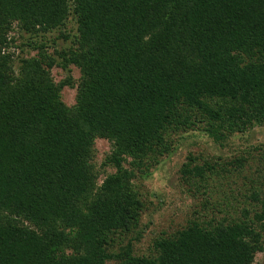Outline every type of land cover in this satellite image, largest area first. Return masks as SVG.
Masks as SVG:
<instances>
[{
  "label": "trees",
  "instance_id": "16d2710c",
  "mask_svg": "<svg viewBox=\"0 0 264 264\" xmlns=\"http://www.w3.org/2000/svg\"><path fill=\"white\" fill-rule=\"evenodd\" d=\"M71 15L72 45L49 54L36 39ZM15 28L36 52L17 69ZM71 65L79 79L55 83L52 69ZM259 126L264 0H0V264H253L264 189L240 219L194 220L136 256L143 203L133 180L149 177L178 131L223 144ZM97 139L110 145L101 171ZM213 169L184 173L206 181Z\"/></svg>",
  "mask_w": 264,
  "mask_h": 264
},
{
  "label": "rangeland",
  "instance_id": "374dc122",
  "mask_svg": "<svg viewBox=\"0 0 264 264\" xmlns=\"http://www.w3.org/2000/svg\"><path fill=\"white\" fill-rule=\"evenodd\" d=\"M12 33L18 46L12 50L15 53L13 66L17 69L20 59L34 57L36 52L25 46L30 40L28 35L17 28ZM61 34L70 38L63 39ZM75 35L76 23L71 15L60 30L36 40L42 41L51 54L54 50L69 48ZM68 70L69 73L55 66L51 71L53 81L58 83L70 75L76 82L80 77L79 70L72 65ZM75 95V89L66 87L61 92V99L71 107L75 104ZM94 147V162L101 171L99 166L109 153L110 145L106 140L97 139ZM206 164L214 167L211 174L207 173L206 181L184 173L187 166L203 167ZM113 172L111 167L105 169L106 174ZM133 184L143 203L139 226L136 234H132V239L139 236L138 240H133L136 256H150L156 239L174 236L194 220L240 219L245 210L251 213L258 209L251 195L261 194L264 189V126L231 135L223 144L214 143L199 130L178 131L173 134L170 153L150 168L148 178L138 176ZM129 237L121 243L125 244ZM118 246L119 242L114 251ZM253 264H264V250L255 254Z\"/></svg>",
  "mask_w": 264,
  "mask_h": 264
}]
</instances>
